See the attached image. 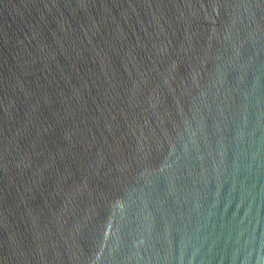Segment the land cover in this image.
Masks as SVG:
<instances>
[{
	"label": "water",
	"instance_id": "water-1",
	"mask_svg": "<svg viewBox=\"0 0 264 264\" xmlns=\"http://www.w3.org/2000/svg\"><path fill=\"white\" fill-rule=\"evenodd\" d=\"M0 264H264V0H0Z\"/></svg>",
	"mask_w": 264,
	"mask_h": 264
}]
</instances>
